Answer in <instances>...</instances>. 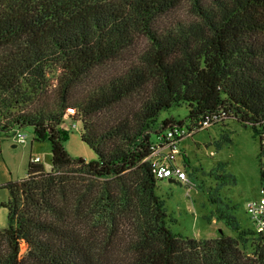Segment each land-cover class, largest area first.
<instances>
[{"label":"trees","instance_id":"trees-1","mask_svg":"<svg viewBox=\"0 0 264 264\" xmlns=\"http://www.w3.org/2000/svg\"><path fill=\"white\" fill-rule=\"evenodd\" d=\"M184 103L189 129L235 117L264 153V0H0V131L33 126L53 152L8 185L0 264H264V233L221 199L209 220L233 235L171 228L151 154ZM67 116L98 159L68 153Z\"/></svg>","mask_w":264,"mask_h":264},{"label":"rangeland","instance_id":"rangeland-1","mask_svg":"<svg viewBox=\"0 0 264 264\" xmlns=\"http://www.w3.org/2000/svg\"><path fill=\"white\" fill-rule=\"evenodd\" d=\"M94 77L95 74L90 79L92 82ZM90 80L84 82L81 88L87 90L101 79H96L92 84ZM188 114L189 107L185 103L164 110L159 116L157 129L167 118L184 121V126L188 127ZM64 127L70 132L64 145L71 156L82 157L87 161L98 159L97 153L82 140L81 121L67 116ZM18 130L27 135L25 144L15 140ZM227 137L231 141H226ZM153 138H157L155 132ZM175 153V163L186 171L187 181L177 177L165 178L158 181L157 187V192L166 201L169 213L175 218L171 223L174 232L198 240L217 238L222 233L233 235L223 221L216 218L209 220L221 204L212 202L213 197L221 199L223 203L236 205L233 213L243 225L252 226L247 205L250 200L258 197L264 170V153L261 140L251 126L246 127L239 119L230 117L223 123L197 130L192 136L182 138ZM36 157L40 158L39 162L45 170L52 169V145L50 141L36 140L33 126L0 131V229L6 228L9 223V209L4 205L11 199L8 185L23 180L27 176L31 159ZM225 174L230 178H223ZM27 249V243L22 242L21 256H24Z\"/></svg>","mask_w":264,"mask_h":264},{"label":"built area","instance_id":"built-area-1","mask_svg":"<svg viewBox=\"0 0 264 264\" xmlns=\"http://www.w3.org/2000/svg\"><path fill=\"white\" fill-rule=\"evenodd\" d=\"M70 111L71 113L75 112L73 108ZM218 123H222L221 119L207 117L199 122L198 127L189 129L184 125L174 124L168 128L167 132L159 135L158 141L152 145L151 154L152 165L156 176L159 179L177 177L180 180L187 181L188 176L186 171L175 163V150L177 149L179 141L184 137L192 136L198 129L208 128ZM75 126L78 127L77 124ZM14 138L17 143L25 144L27 135L18 130ZM39 160V157L33 159L35 162H39ZM247 212L253 227L257 231L264 233V176L261 179L258 197L248 202Z\"/></svg>","mask_w":264,"mask_h":264},{"label":"water","instance_id":"water-1","mask_svg":"<svg viewBox=\"0 0 264 264\" xmlns=\"http://www.w3.org/2000/svg\"><path fill=\"white\" fill-rule=\"evenodd\" d=\"M14 146H17V145H14Z\"/></svg>","mask_w":264,"mask_h":264},{"label":"crops","instance_id":"crops-1","mask_svg":"<svg viewBox=\"0 0 264 264\" xmlns=\"http://www.w3.org/2000/svg\"><path fill=\"white\" fill-rule=\"evenodd\" d=\"M172 179V178H171Z\"/></svg>","mask_w":264,"mask_h":264}]
</instances>
